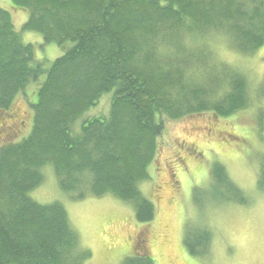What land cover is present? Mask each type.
Listing matches in <instances>:
<instances>
[{
  "label": "trees",
  "instance_id": "1",
  "mask_svg": "<svg viewBox=\"0 0 264 264\" xmlns=\"http://www.w3.org/2000/svg\"><path fill=\"white\" fill-rule=\"evenodd\" d=\"M11 3L29 13L23 30L39 33L45 44L72 47L45 68L35 60L33 44L24 43L16 31L11 14L0 7L2 134L12 135L18 122H12L15 98L46 75L25 138L0 148V264H85L91 253L81 247L64 206L30 197L44 181L41 170L52 166L59 188L73 200L111 194L133 206L139 223L152 222L155 205L139 184L149 179L165 119L203 113L227 118L250 102L244 76L213 67L207 49L187 53L184 42L221 33L232 50L253 55L264 46V0ZM107 93L111 105L101 112L98 106ZM192 145L188 154L202 155V150L190 151ZM177 162L184 163L183 158ZM174 170H169L172 177ZM210 184L218 191L217 201L248 203L219 163L210 170ZM259 188L264 190L263 182ZM211 240L212 233L202 230L184 242L189 254L205 257ZM125 262L155 264L141 248Z\"/></svg>",
  "mask_w": 264,
  "mask_h": 264
},
{
  "label": "rangeland",
  "instance_id": "2",
  "mask_svg": "<svg viewBox=\"0 0 264 264\" xmlns=\"http://www.w3.org/2000/svg\"><path fill=\"white\" fill-rule=\"evenodd\" d=\"M0 7L11 14L16 31L22 34L24 43L33 44L35 60L43 62L45 68L72 47V43L63 47L45 44L39 33L23 30L29 13L14 8L11 0H0ZM184 43L187 53H197L198 47L207 49L213 67L226 66L244 76L250 102L227 118L203 113L165 119V132L148 167L149 179L139 184L143 196L155 205V216L147 224L136 220L132 205L111 194L73 200L59 188L52 166H45L41 170L44 181L30 197L40 204L59 202L64 206L81 247L91 253L85 264H126L140 248L153 257L155 264H264V190L259 188L264 183L260 175L264 170V46L245 56L232 50L221 33L205 38L198 35ZM216 73L223 78L222 72ZM194 74L204 83L202 73ZM45 78L43 74L15 98L13 109L17 113L12 122H18L12 135L0 132V148L25 138L21 139L29 131L32 105ZM111 98L110 93L103 95L98 106L101 112L109 110ZM94 110L87 115L95 116ZM191 144L189 150H202V155L188 154ZM182 158L184 163L178 164ZM215 163L221 164L243 191L247 204L217 201L218 191L210 184ZM171 167L176 169L174 177L169 174ZM171 179L177 180L173 184ZM202 230L212 233L208 255L193 256L184 239Z\"/></svg>",
  "mask_w": 264,
  "mask_h": 264
}]
</instances>
